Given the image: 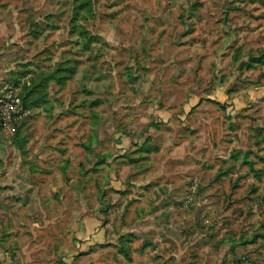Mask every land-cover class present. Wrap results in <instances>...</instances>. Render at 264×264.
<instances>
[{"label": "rangeland", "instance_id": "rangeland-1", "mask_svg": "<svg viewBox=\"0 0 264 264\" xmlns=\"http://www.w3.org/2000/svg\"><path fill=\"white\" fill-rule=\"evenodd\" d=\"M2 47L0 264H264V0H0Z\"/></svg>", "mask_w": 264, "mask_h": 264}, {"label": "crops", "instance_id": "crops-1", "mask_svg": "<svg viewBox=\"0 0 264 264\" xmlns=\"http://www.w3.org/2000/svg\"><path fill=\"white\" fill-rule=\"evenodd\" d=\"M8 50H9V48L5 49L4 47H2L0 49V82H1V78L6 76L7 72L11 69V65H10L11 64V60L9 59L10 54H8V56L6 55L9 52ZM6 69H7V71H6V74H5V70ZM25 80L26 81H24V83L25 82L26 83L30 82L29 79H25ZM6 93H8V92H6ZM22 108L26 110L24 104L22 105ZM127 139H128L127 137H122V143H121V144H123L122 146L126 147V145H128L131 142L130 140H127ZM11 145L7 144V148L8 147L9 148H14L15 154H17L16 153L17 149H19L21 154L20 155H16L17 158L16 159L14 158L15 162L12 163L13 165H11L10 161L8 160V157L4 156L3 158H1L2 156L0 155V188L3 187V186L11 185L13 183L15 184V180L16 179H18L19 182L20 181H24L25 178L17 177L15 175L16 172L13 174V170L14 169L18 170L17 173L21 175V172L24 171L26 173L28 166L31 165L30 162H28L26 160L24 161V158L27 157L28 154H29V151H28L29 149L26 147L27 145L26 144H22V145L18 146L16 143H11ZM45 146H48L47 143H45ZM5 147L6 146H4V148L2 149V147L0 145V151H5ZM21 147H22V149H21ZM38 147L40 148V145ZM48 147H50L51 150H53V151H57V149L54 147L53 142ZM24 165H26L27 168ZM95 220L96 219L84 220L83 224L80 225V227H79L80 230H81V233H83L85 238H86V236L91 237L90 239L92 241H89V243L98 242L101 238L104 237L103 231L101 229L102 225L99 224L100 227H98V223ZM6 229L3 230V232L6 231ZM2 262H6V261L1 260V264H2ZM8 262H11V260H9Z\"/></svg>", "mask_w": 264, "mask_h": 264}, {"label": "built area", "instance_id": "built-area-1", "mask_svg": "<svg viewBox=\"0 0 264 264\" xmlns=\"http://www.w3.org/2000/svg\"><path fill=\"white\" fill-rule=\"evenodd\" d=\"M22 108V99L18 89H10L0 96V123L7 127L15 113Z\"/></svg>", "mask_w": 264, "mask_h": 264}, {"label": "trees", "instance_id": "trees-1", "mask_svg": "<svg viewBox=\"0 0 264 264\" xmlns=\"http://www.w3.org/2000/svg\"><path fill=\"white\" fill-rule=\"evenodd\" d=\"M37 84H40V83H36L35 85H37ZM34 86L32 85V87H34ZM30 89H31V87H28L26 90H30ZM28 98H29V94H27V95L25 94L23 96V104H24V106H25L26 109H28V106L30 104V101H28Z\"/></svg>", "mask_w": 264, "mask_h": 264}]
</instances>
